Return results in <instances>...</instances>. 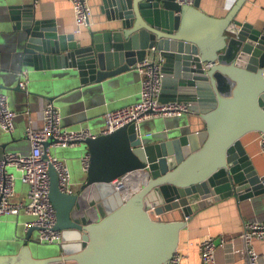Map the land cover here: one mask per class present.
I'll return each mask as SVG.
<instances>
[{
	"label": "water",
	"instance_id": "1",
	"mask_svg": "<svg viewBox=\"0 0 264 264\" xmlns=\"http://www.w3.org/2000/svg\"><path fill=\"white\" fill-rule=\"evenodd\" d=\"M96 1L105 20L82 42L58 34L28 0H0L8 14L0 34L17 33L20 41L0 62V93L20 91L53 104L128 72L154 48L163 59L159 101L188 103L194 114L162 119L148 135L130 124L69 147L72 161L84 156L88 165L85 181L71 194L59 191L56 173L49 171V200L62 234L58 252L33 255L43 245L31 239L35 229L22 235L16 226L12 236L9 229L3 233L19 249L0 255V264H169L196 211L264 194V175L241 142L264 134V25L236 19L247 0H234L220 18L204 13L201 0L191 6ZM52 90L60 94L47 97ZM80 119L78 125L88 124L86 116ZM7 137L0 135L1 153L9 150ZM123 175L130 176L126 195L110 185ZM172 211L180 219L163 220Z\"/></svg>",
	"mask_w": 264,
	"mask_h": 264
},
{
	"label": "crops",
	"instance_id": "2",
	"mask_svg": "<svg viewBox=\"0 0 264 264\" xmlns=\"http://www.w3.org/2000/svg\"><path fill=\"white\" fill-rule=\"evenodd\" d=\"M233 1L201 0L200 7L207 15L220 18L226 14ZM89 3L93 9L92 15H90L91 26L76 35L74 34L73 12L68 0H41L36 7L34 6V9L39 18L53 22L58 34H74L76 39L87 42L89 32L98 31L102 26L100 22L105 20L104 14L99 11V3L96 0H89ZM236 19L255 27L263 26L264 0H247ZM6 20L8 22V14L0 5V22ZM18 38L17 33L11 31L0 34L1 63L8 53L16 51V44L20 42ZM140 90L141 76L134 68H131L128 72L119 76L106 79L101 83L85 86L82 92L80 91L77 95L71 96L72 98L63 100L56 98L53 101V106L61 116V126L63 128L67 130L88 129L96 136L100 134L104 127V115L138 103L140 101ZM53 91L48 92L47 97H57L60 94V92L55 93ZM1 94L6 97L8 108L14 113V118L11 133H6L0 128V135L9 136L7 138H10L9 150H6L5 153L0 152V160L8 153L27 155L30 151V145L25 137V131L29 126L35 129L42 127L41 111L45 100L20 91L1 92ZM83 116H86L89 121L88 124L80 126L78 123ZM161 120V118L149 120L140 125L143 126L145 134L148 135L155 128L157 129L153 124H160ZM257 136L256 133L248 134L243 137L241 142L254 169L261 176L264 175V156L259 151ZM71 152L72 149L69 147L49 148V155L63 162L68 169L70 179L72 178L74 181L73 193L78 188L79 183L85 181L86 175L82 168L84 156L77 162L71 160L70 166H68L66 158L70 157ZM12 174L16 179L18 178L16 177L18 173L14 169ZM14 188L15 195L18 196L15 203L21 202L26 191L21 185L19 187L15 185ZM162 218L165 221L175 220L179 218V213L172 211L162 216ZM30 220L29 216L22 213L16 217L0 216V255L15 254L20 246L14 242L9 246L7 238L4 237V230L9 229V226L13 227L15 224L18 232H22L23 235V232L26 231L25 223H29ZM245 223L264 224V194L242 202H237L231 197L213 202L199 209L188 219L185 228L180 233L178 250L183 255L182 264H200L198 244L206 236H211L216 242L221 237L231 241L226 248H217V264H250L245 259L247 248L242 240L243 225ZM34 231L31 234V239L37 241V234ZM248 250L257 253L258 261L256 264H264V241H252Z\"/></svg>",
	"mask_w": 264,
	"mask_h": 264
},
{
	"label": "built area",
	"instance_id": "3",
	"mask_svg": "<svg viewBox=\"0 0 264 264\" xmlns=\"http://www.w3.org/2000/svg\"><path fill=\"white\" fill-rule=\"evenodd\" d=\"M41 0H29L37 6ZM74 17V34H80L91 26V7L89 0H68ZM180 5L191 6L194 0H175ZM155 49L149 50V55L134 67L141 76L140 101L131 106L108 112L104 115V127L99 135H108L130 124L138 127L141 123L154 119H173L194 114L188 103L173 101L161 103L159 96L162 87L163 59L154 56ZM25 81L19 83L25 88ZM43 124L40 129L29 126L25 137L29 142L30 151L27 155L8 153L0 160V216H18L20 213L34 217L25 223V230L34 228L37 231L38 243L43 245H60L61 232L55 229V210L49 200V171L56 173L58 189L63 194H71L69 190L70 173L66 166L49 155L51 147H72L81 140L94 138L88 129L67 130L61 126V116L51 102L45 101L42 107ZM14 113L8 108L7 99L0 93V128L6 133L13 131ZM49 142L47 147L44 145ZM257 145L264 156V134L257 136ZM88 158L82 159L83 171L87 170ZM13 168L18 173L20 182L28 186L26 203H11L15 195V176L7 171ZM130 176L123 175L113 180L111 187L123 195L129 193L127 185ZM242 240L244 241L250 264H256L258 255L248 250L252 241H264V224L245 223ZM231 241L221 237L217 242L211 236H206L198 244L200 264H217L216 251L218 247L226 248ZM183 255L177 250L169 264H182Z\"/></svg>",
	"mask_w": 264,
	"mask_h": 264
},
{
	"label": "rangeland",
	"instance_id": "4",
	"mask_svg": "<svg viewBox=\"0 0 264 264\" xmlns=\"http://www.w3.org/2000/svg\"><path fill=\"white\" fill-rule=\"evenodd\" d=\"M185 119V116H183V117H180L179 118V120L180 121H183ZM84 152V151H83ZM58 154H59V152L57 153V156H58ZM60 158V157H59ZM70 157H67L66 158V160H67V163H68V166H70V161H71V159H69ZM8 171L9 172H11V173H13V169H8ZM71 172V171H70ZM16 177H18V174H16ZM73 184H74V181H73V179L71 178L70 179V183H69V190L70 191H73ZM15 185H16V187H19L20 185L22 186V188L27 192V190H28V186H26V185H24V184H22L21 182H20V180L17 178L16 179V181H15ZM26 192H25V195H26ZM74 193V192H73ZM24 195V197H23V199H22V203L24 204V203H26V196ZM17 194L16 195H14L11 199H10V202L11 203H15V200L17 199ZM32 221L33 220H35V218L34 217H29ZM14 227H15V224L13 225V227H11V226H9V232H10V236H12V233H13V230H14ZM36 234H37V231L35 230L34 231ZM19 234H22V232H18ZM36 239H37V241H35V242H37L38 243V236H36ZM39 246V249L38 250H36L35 248H34V251H33V255H35V256H37V255H40L41 253H43L44 255H47V254H52V253H54V252H58V247H57V245H51V246H48V245H38Z\"/></svg>",
	"mask_w": 264,
	"mask_h": 264
},
{
	"label": "trees",
	"instance_id": "5",
	"mask_svg": "<svg viewBox=\"0 0 264 264\" xmlns=\"http://www.w3.org/2000/svg\"><path fill=\"white\" fill-rule=\"evenodd\" d=\"M179 219H180V217L178 219H175V220H179Z\"/></svg>",
	"mask_w": 264,
	"mask_h": 264
}]
</instances>
